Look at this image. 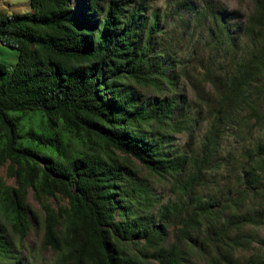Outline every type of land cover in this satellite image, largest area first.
<instances>
[{
  "label": "trees",
  "instance_id": "obj_1",
  "mask_svg": "<svg viewBox=\"0 0 264 264\" xmlns=\"http://www.w3.org/2000/svg\"><path fill=\"white\" fill-rule=\"evenodd\" d=\"M30 4L0 17L19 54L0 63V166L15 182L0 181V210L19 244L0 227V264H48L18 256L35 225L52 264H264V0L236 36L212 5L163 27L148 0ZM190 26L200 69L174 53Z\"/></svg>",
  "mask_w": 264,
  "mask_h": 264
},
{
  "label": "rangeland",
  "instance_id": "obj_2",
  "mask_svg": "<svg viewBox=\"0 0 264 264\" xmlns=\"http://www.w3.org/2000/svg\"><path fill=\"white\" fill-rule=\"evenodd\" d=\"M152 7L156 9H160L162 14L166 11V18L163 20V27H168L172 22L177 23L178 14L183 16L184 20L189 21L193 17V15L198 11H202L208 5H212L215 10V13L218 15H222L225 18H228L229 25L233 32L238 35V30L245 24V19L248 14L252 11L254 7V0H177L180 1L181 6H178L176 2L170 4V0H148ZM186 3V4H184ZM180 5V4H179ZM78 13L80 14L83 10V7L80 4H77ZM80 7V8H79ZM77 9V8H76ZM31 11L30 0H0V17L5 15H13V14H22ZM182 21H180L181 23ZM190 31L186 36L185 33L181 30H177L175 33L183 40L178 44L177 49L174 50V53L177 54L181 59H185V61L191 62V66L193 69H200L202 63H204L205 59L209 57V52L205 48V46L199 42L197 39L190 41L188 38L193 32V28L190 26ZM171 43V42H170ZM163 50V49H162ZM18 52L14 49L3 46L0 43V63L8 65L10 68L15 67L18 61ZM191 93H189V96ZM183 104V101H182ZM208 128V123L205 122L202 126V132L200 136H202ZM181 145H186V139L183 137L178 138ZM241 145L240 139L234 138L232 135L229 136L224 143V148L226 152L234 151ZM9 164H5L0 166V181L3 183L5 187H14L15 182L14 178L10 174L8 170ZM141 176L144 177L146 182L153 188L155 191V195L161 199L163 203L167 202L171 197L170 190L162 185L159 181L149 176L147 173H143V170L140 171ZM48 203L54 207L59 208L67 205V200L62 198H49ZM29 204L31 209L35 211L37 215L40 214V204L30 195L29 196ZM6 219L0 210V227L3 228V232L6 234L7 239L13 244V247L18 248V238L8 237L11 230L10 227L5 223ZM10 230V231H9ZM12 234V232H11ZM42 239L43 232L38 229V226L35 225L29 237L26 239L24 243V249L18 254L19 257L29 258L31 255V250L33 249L34 258L37 262L52 264L53 254L49 250H44L42 248ZM17 256V254H16Z\"/></svg>",
  "mask_w": 264,
  "mask_h": 264
}]
</instances>
